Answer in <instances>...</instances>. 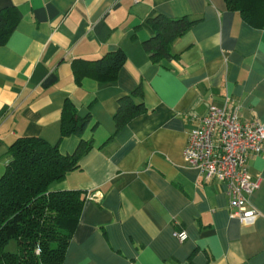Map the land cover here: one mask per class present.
Here are the masks:
<instances>
[{
  "label": "crops",
  "instance_id": "1",
  "mask_svg": "<svg viewBox=\"0 0 264 264\" xmlns=\"http://www.w3.org/2000/svg\"><path fill=\"white\" fill-rule=\"evenodd\" d=\"M8 8L21 16L0 45V176L19 137L63 154L91 142L79 168L51 185L85 197L62 264H264V150L247 160L260 178L251 223L233 213L225 183L205 180L182 155L211 105L228 102L241 121L264 124V28L225 0H0V12ZM158 14L194 23L172 58L154 62L143 41ZM116 49L126 60L113 81L77 80V60ZM123 98L144 110L117 127ZM66 101L89 116L81 135L61 136Z\"/></svg>",
  "mask_w": 264,
  "mask_h": 264
},
{
  "label": "trees",
  "instance_id": "2",
  "mask_svg": "<svg viewBox=\"0 0 264 264\" xmlns=\"http://www.w3.org/2000/svg\"><path fill=\"white\" fill-rule=\"evenodd\" d=\"M225 3L248 24L264 28V0H225ZM20 16L16 8L0 12V45L6 42ZM149 23L154 35L143 41V49L156 62L174 56L173 42L194 22L187 17L158 14ZM125 60L121 49L94 60H77L76 78L93 73L97 78L113 81ZM143 110L142 103H134L132 98L121 99L114 116L116 126ZM88 121V115L79 118L72 102L66 101L61 112V136L81 135ZM90 147L91 142L81 139L72 154H63L57 144L30 136L19 137L8 146V162L0 176V264L63 263L85 197L80 190L52 191L51 185L78 169L80 157ZM10 241L16 243L17 251L7 248Z\"/></svg>",
  "mask_w": 264,
  "mask_h": 264
},
{
  "label": "built area",
  "instance_id": "3",
  "mask_svg": "<svg viewBox=\"0 0 264 264\" xmlns=\"http://www.w3.org/2000/svg\"><path fill=\"white\" fill-rule=\"evenodd\" d=\"M264 150V124L257 120L241 121L235 106L225 102L211 105L198 123L188 131L183 150L184 162L201 170L205 180L225 183L233 213L242 223H251L258 211L249 202L260 183L248 169L250 153ZM183 241L186 232L176 231Z\"/></svg>",
  "mask_w": 264,
  "mask_h": 264
},
{
  "label": "rangeland",
  "instance_id": "4",
  "mask_svg": "<svg viewBox=\"0 0 264 264\" xmlns=\"http://www.w3.org/2000/svg\"><path fill=\"white\" fill-rule=\"evenodd\" d=\"M7 248L11 251H17V245L14 241H10L9 245L7 246Z\"/></svg>",
  "mask_w": 264,
  "mask_h": 264
}]
</instances>
